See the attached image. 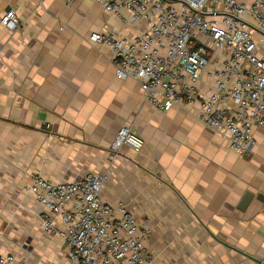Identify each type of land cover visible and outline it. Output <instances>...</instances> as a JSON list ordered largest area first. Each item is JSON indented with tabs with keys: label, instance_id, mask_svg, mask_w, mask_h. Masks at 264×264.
<instances>
[{
	"label": "crops",
	"instance_id": "obj_1",
	"mask_svg": "<svg viewBox=\"0 0 264 264\" xmlns=\"http://www.w3.org/2000/svg\"><path fill=\"white\" fill-rule=\"evenodd\" d=\"M10 8L21 26L12 33L0 20V253L58 264L63 240L44 231V207L23 187L36 175L59 183L97 172L108 174L102 201L151 223L152 264H264V127L242 157L197 107L154 108L137 80L117 77L111 48L89 42L104 24L137 32L98 3L0 0V18ZM125 124L144 146L112 158Z\"/></svg>",
	"mask_w": 264,
	"mask_h": 264
},
{
	"label": "built area",
	"instance_id": "obj_2",
	"mask_svg": "<svg viewBox=\"0 0 264 264\" xmlns=\"http://www.w3.org/2000/svg\"><path fill=\"white\" fill-rule=\"evenodd\" d=\"M89 1L137 29L132 35L104 24L89 36L92 45L111 48L118 78L137 80L144 99L159 111L197 107L198 119L221 134L233 152L252 154L254 129L264 127V0ZM0 20L12 33L21 26L14 8ZM144 143L125 124L111 156L124 146L140 152ZM107 177L95 172L52 183L36 175L23 189L44 207V231L63 240L74 264H152L151 223L136 220L122 202L102 201ZM0 264L26 263L0 253Z\"/></svg>",
	"mask_w": 264,
	"mask_h": 264
},
{
	"label": "rangeland",
	"instance_id": "obj_3",
	"mask_svg": "<svg viewBox=\"0 0 264 264\" xmlns=\"http://www.w3.org/2000/svg\"><path fill=\"white\" fill-rule=\"evenodd\" d=\"M61 246H63V243H62V241H61V245H59V246H57V248L58 249H61ZM54 251H55V257L57 258V261L58 262H56V263H58V264H74L72 261H69L68 260V258L67 257H61V256H59V254L57 255V250L56 249H54ZM65 256H66V254H65Z\"/></svg>",
	"mask_w": 264,
	"mask_h": 264
},
{
	"label": "water",
	"instance_id": "obj_4",
	"mask_svg": "<svg viewBox=\"0 0 264 264\" xmlns=\"http://www.w3.org/2000/svg\"><path fill=\"white\" fill-rule=\"evenodd\" d=\"M252 199V194H247L241 204V209H245Z\"/></svg>",
	"mask_w": 264,
	"mask_h": 264
}]
</instances>
